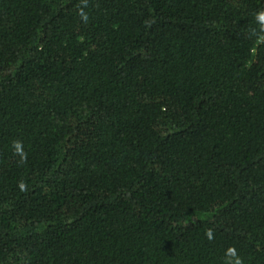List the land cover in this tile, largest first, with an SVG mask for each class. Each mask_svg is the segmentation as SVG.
Masks as SVG:
<instances>
[{"label":"trees","instance_id":"1","mask_svg":"<svg viewBox=\"0 0 264 264\" xmlns=\"http://www.w3.org/2000/svg\"><path fill=\"white\" fill-rule=\"evenodd\" d=\"M264 0H0V264H264Z\"/></svg>","mask_w":264,"mask_h":264},{"label":"clouds","instance_id":"2","mask_svg":"<svg viewBox=\"0 0 264 264\" xmlns=\"http://www.w3.org/2000/svg\"><path fill=\"white\" fill-rule=\"evenodd\" d=\"M261 19H264V13L261 14Z\"/></svg>","mask_w":264,"mask_h":264}]
</instances>
